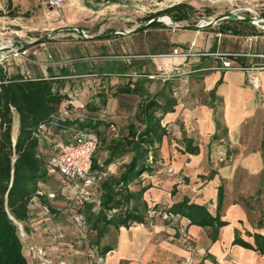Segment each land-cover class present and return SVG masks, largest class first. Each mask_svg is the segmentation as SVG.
Returning a JSON list of instances; mask_svg holds the SVG:
<instances>
[{
	"label": "crops",
	"instance_id": "crops-1",
	"mask_svg": "<svg viewBox=\"0 0 264 264\" xmlns=\"http://www.w3.org/2000/svg\"><path fill=\"white\" fill-rule=\"evenodd\" d=\"M226 1L235 5L233 0ZM241 1L244 3L242 7L255 8L264 0ZM122 3V0H65L61 8L56 9L47 6L45 0H12V10L17 16L27 12V17H37L30 20L31 27L22 31L37 29L50 33L41 42L45 46L37 49V68L33 76H63L66 80L65 100L100 122L96 128L100 143L103 131L111 139L121 138V131H126L127 124L136 122L134 111L149 99L156 98L162 103L167 99L173 100L171 109L163 113L161 119L166 134L159 144L155 161L159 170L152 175L150 172L147 179L143 172L136 181L139 188L148 185L142 194L145 200L150 195L157 196L169 208L188 198L207 207L206 196L212 198L216 193L212 187L189 198L179 178L207 167L203 164H208L209 157L220 156L230 145L244 144L240 142L244 123L260 107L256 91L264 96V69L257 70L259 86L254 88L247 80L246 68L264 62V57L260 56L264 54V32L255 27L254 31L235 34L230 26L231 21H235L232 18H224L230 19L224 20V25L218 20L204 27L187 24L171 28L157 23L142 28L144 24L139 27L136 23L107 30L106 25L96 26L111 11L118 10ZM0 10L8 11V0H0ZM30 10L36 14L31 15ZM68 26L78 27L83 32V28H88L86 31L93 33L84 32L82 35L65 29ZM62 31L71 33L72 38L59 39ZM245 35H257V39L249 43L244 40ZM173 48L188 55H173ZM224 60H229L235 68H223ZM166 73H171L172 77L161 82L158 76ZM126 85L140 87V92L129 97L120 92L113 95L118 87ZM100 107L104 114L99 115ZM110 122L116 124L117 135L108 131ZM248 128L243 135L245 141L254 142L258 131L257 118ZM186 147H197V150L187 152ZM131 157L129 153L106 164L110 178L121 173ZM96 158L104 163V158ZM157 180L164 184L165 190L155 187ZM175 183L177 195L170 196L166 188ZM209 206L214 207V212L207 207L212 214L218 210L220 218L227 222L215 233L212 227L189 224L185 217L179 216L176 223L159 219L155 223L148 220L143 226L109 224L106 229L114 230L115 238L110 243L103 242L101 238L102 243L97 250L105 264H264L263 253L233 243L235 236H239L255 246L253 234L264 236V227L259 223L264 216L250 228L246 224L245 210L240 205L230 203L223 213L217 199ZM66 227L67 233H71ZM32 240L38 249L44 247L50 254L44 238L37 234V238ZM75 241L68 234L64 243L68 245ZM258 241L263 247L262 240ZM32 244L27 243V250L32 248ZM107 245L111 249L103 253ZM80 246L84 252V245ZM73 259L87 260L82 254Z\"/></svg>",
	"mask_w": 264,
	"mask_h": 264
},
{
	"label": "trees",
	"instance_id": "trees-1",
	"mask_svg": "<svg viewBox=\"0 0 264 264\" xmlns=\"http://www.w3.org/2000/svg\"><path fill=\"white\" fill-rule=\"evenodd\" d=\"M190 9L187 4L178 3L161 13L178 21L186 19ZM262 13L264 15V12ZM4 14L17 16L16 11L12 10V0H8L7 12L0 10V15ZM165 17L167 16H160V18ZM157 23L154 20L149 25ZM233 33L239 34L243 31L234 29ZM65 87L66 80L63 76H33L21 72H9L4 67H0V264H29L23 251L18 223L28 220L29 201L36 193L39 184L46 179L47 174V154L38 144L35 132L37 125L46 121L67 98ZM116 92L129 97L133 93L140 92V87L131 88L126 85L118 87L113 95ZM164 102L156 98L146 101L142 106L141 128L137 129L132 122L128 123L126 131H121V138L110 144L108 157L104 160L105 164L122 158L131 151L134 154L118 177H111L101 184L102 208H118L109 219H106L102 212L97 213V223L100 222L105 229L109 224L129 227V222L144 221L140 202L143 201L142 194L148 185L141 186L137 192H132L128 189V183L141 173L150 171L152 164L158 159V147L166 134L165 128L161 125L162 115L173 105L171 99ZM14 111L19 118L16 140L13 139ZM74 121L66 119L60 122V126L54 132L58 133L60 127ZM99 124L100 122L90 115L79 122L80 126L95 130ZM196 150L197 147L185 148V151L191 153ZM222 198L223 190L219 187L218 206L221 205ZM169 211L177 217H185L189 224L212 227L214 233L219 227L227 224L220 218L218 210L212 214L204 204L189 201L188 198L172 204ZM90 216L92 214L88 215V220ZM97 223L93 225L96 229ZM259 223L264 227V220L260 219ZM253 237L255 246L239 236H235L233 243L264 254V236L254 233ZM259 239L262 240L263 247L258 243ZM110 249L109 245L105 246L103 253Z\"/></svg>",
	"mask_w": 264,
	"mask_h": 264
},
{
	"label": "rangeland",
	"instance_id": "rangeland-1",
	"mask_svg": "<svg viewBox=\"0 0 264 264\" xmlns=\"http://www.w3.org/2000/svg\"><path fill=\"white\" fill-rule=\"evenodd\" d=\"M111 1V0H110ZM122 5L116 11H111L110 14L106 15L105 18L98 21L96 24L106 25V29H115L121 26V28L126 27L130 24L137 26H142L148 22V18L152 17L157 20L158 23H162L166 26L174 28L160 18V16H167V20H171L175 24L183 25H196V24H205L206 21H209L211 18L220 16L221 14L237 11L238 14H243L249 16L248 12L243 11L242 6L244 3L241 0H233L235 5H230L229 1L226 0H122ZM185 3L191 7L188 11L186 19L175 21L171 16L163 14L164 9L170 8L171 6ZM228 3V5H226ZM264 7V1H261L257 6ZM235 8V10L233 9ZM59 9V8H57ZM7 10V9H6ZM261 17L264 18L262 12L264 8L258 9ZM160 12V13H159ZM31 15L36 14L34 10H30ZM36 19L37 17L23 16L20 14L15 18L0 16V67H4L9 72H21L26 74L33 75L37 68V49L45 46L42 44L39 38L43 37L46 33L45 31H22L25 28H29L31 19ZM224 20L222 19L221 25H224ZM165 22V23H164ZM233 29H239L241 31H254L256 30L255 26L248 24L244 21L235 20L231 21ZM95 24V23H93ZM31 27V26H30ZM177 28V27H176ZM85 34H90L92 32H87L88 28H83ZM57 30H54L56 32ZM74 36L75 33H73ZM264 35V34H263ZM62 40H70L71 33L62 31L61 35L58 37ZM17 43H20L21 46H18ZM259 92L256 91V98L259 102V109L255 110L254 114L250 115L249 120L244 123V134L249 130V125L253 122L254 118H257L258 122V131L256 135V140L254 142H246L245 136L242 135L240 142L244 143L242 146L230 145V147L225 148L222 154L218 157H209L208 164H203V169H197L193 173H187V175L182 176L180 179L181 187L185 190L186 194L189 195V198H193V194H201L204 192L203 189L212 187L213 192L212 198L206 196V204L212 212H214V207L209 206V204H215L217 199V190L219 187L223 190V198L221 202L220 212L223 213L230 203H236L241 206L246 213V222L247 227L253 228L256 224V220L264 216V96L258 95ZM142 106H139L138 109L134 111L133 118L135 119V127L137 129L142 126ZM102 108H99V115ZM132 118V119H133ZM116 125V124H115ZM19 127V118L17 113L14 111V122H13V139L16 140ZM102 142L99 144L98 149L96 150L95 158H107L109 154L110 144L116 139H111V136L105 135V132L101 133ZM254 140V139H253ZM42 149L48 153V149L45 146H42ZM159 152V149H158ZM133 151L130 152V157L133 156ZM132 158V157H131ZM253 158H255L254 161ZM131 159H129L130 161ZM128 161V162H129ZM153 168L150 171H146L143 176H146L145 179L149 178L150 175L154 174L159 170L158 163H153ZM162 166V165H161ZM160 166V167H161ZM163 167V166H162ZM124 168H122L123 171ZM120 174V173H119ZM119 174L116 176L118 177ZM186 174V173H185ZM183 175V173L181 174ZM44 182L49 187H55L57 185L56 177L53 174H46V179ZM157 188L164 189V184L160 180H157ZM162 184V185H161ZM176 183L168 186L166 188L167 192L170 193V196H173L178 192V187ZM139 185L136 179L128 183V189L132 192H137ZM202 190V191H201ZM200 192V193H199ZM177 195V194H176ZM197 197V195H196ZM155 203L154 209V222L161 219L159 213L169 210L166 207V203L158 199L157 196L150 195L148 200L143 199L140 202V208L144 215L149 208L151 202ZM144 202V203H143ZM97 215V214H96ZM96 215H92L89 218L90 223V233L89 241L92 244V247L98 249L100 247L101 238L103 242L110 243L112 238H115V232L105 229L100 222L97 223ZM163 220V219H161ZM64 222V219H61ZM148 220L145 221V223ZM97 223L98 228H94V224ZM21 228V227H20ZM110 228V227H109ZM112 228V227H111ZM21 238L23 241V251L28 259L29 264H45L42 259L37 257L38 246L33 245L32 238H37L36 233H32V228L29 226H24L20 230ZM181 234V233H180ZM71 235V234H70ZM73 235H71L72 238ZM27 243L32 244V248H28ZM76 246V245H75ZM76 247L80 249V245ZM90 260H74L73 264H88Z\"/></svg>",
	"mask_w": 264,
	"mask_h": 264
},
{
	"label": "built area",
	"instance_id": "built-area-1",
	"mask_svg": "<svg viewBox=\"0 0 264 264\" xmlns=\"http://www.w3.org/2000/svg\"><path fill=\"white\" fill-rule=\"evenodd\" d=\"M51 8H61L65 0H45ZM260 6L242 7L252 24L264 32V18L260 16ZM224 19V18H223ZM221 20V19H220ZM243 21L242 19H235ZM207 22V21H206ZM205 22V23H206ZM217 22V21H216ZM215 23V22H214ZM257 35H245L244 40L249 43L256 41ZM173 55H188L187 52L173 48ZM259 56V55H258ZM264 57V54H260ZM223 68H235L229 60L222 61ZM247 80L254 88L259 86L257 70L264 69V62L247 67ZM172 77L171 73L158 76L161 82H166ZM87 115L77 109L69 100H64L50 117L37 125L35 135L38 144L48 149L46 169L48 174L56 177L57 185L49 187L44 181L37 187L36 193L31 197L28 208L29 218L19 222V231L26 225L32 228V233L44 238L50 250V254L44 247L38 249L37 256L45 264H73L74 257L80 254L86 256L90 263L105 264L99 251L92 247L89 241L90 224L88 215H96L102 212L106 219L112 218L118 208L103 209L101 203V184L110 178V169L95 158L96 150L100 144V136L95 129L82 127L79 122L85 120ZM69 119L75 120L70 124L60 127V131L54 130L60 126V122ZM108 131L117 135L118 129L114 123H109ZM66 135L65 137L63 135ZM95 158V160H94ZM154 201L144 215V221L129 222L130 226H143L146 220L154 222ZM161 219L176 223L178 217L169 210L159 213ZM61 219L66 220L65 223ZM71 233H67V227ZM21 227V228H20ZM21 233V232H20ZM68 234L73 235L75 242L64 243ZM21 235V234H20ZM84 245V252L75 246Z\"/></svg>",
	"mask_w": 264,
	"mask_h": 264
},
{
	"label": "water",
	"instance_id": "water-1",
	"mask_svg": "<svg viewBox=\"0 0 264 264\" xmlns=\"http://www.w3.org/2000/svg\"><path fill=\"white\" fill-rule=\"evenodd\" d=\"M223 18H232V19H242L243 21H247V22H249L251 19L249 18V17H244V16H239V15H236V14H233V13H231V12H227V13H224V14H221L220 16H216V17H214V18H211L209 21H207L205 24H196V25H193V27H204V26H207V25H210V24H212V23H214V22H216V21H218V20H220V19H223ZM157 21L155 18H151V19H149L148 20V22H146L143 26H142V28H144V27H146V26H148L152 21ZM168 25V24H167ZM170 26H172V27H174V28H176V27H182L181 25H179V24H175V23H173V25H170ZM65 29H68V30H73V31H76V32H78V33H80V34H82V35H85L84 34V32L81 30V29H79L78 27H75V26H68V27H66ZM50 35V33H47L46 35H44L43 37H41V38H39V40L40 41H43L45 38H47L48 36ZM17 45L18 46H21V44L20 43H17Z\"/></svg>",
	"mask_w": 264,
	"mask_h": 264
},
{
	"label": "bare ground",
	"instance_id": "bare-ground-1",
	"mask_svg": "<svg viewBox=\"0 0 264 264\" xmlns=\"http://www.w3.org/2000/svg\"><path fill=\"white\" fill-rule=\"evenodd\" d=\"M163 19L168 25H173V22L171 20H167V18H161Z\"/></svg>",
	"mask_w": 264,
	"mask_h": 264
}]
</instances>
